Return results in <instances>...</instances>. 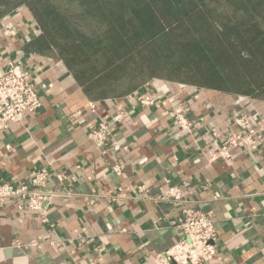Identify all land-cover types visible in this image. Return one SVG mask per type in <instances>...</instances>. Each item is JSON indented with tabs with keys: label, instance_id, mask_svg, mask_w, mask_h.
<instances>
[{
	"label": "crops",
	"instance_id": "0c3cea01",
	"mask_svg": "<svg viewBox=\"0 0 264 264\" xmlns=\"http://www.w3.org/2000/svg\"><path fill=\"white\" fill-rule=\"evenodd\" d=\"M39 33L26 7L0 19V75L22 61L42 101L0 133V179L28 182L50 164L49 188L59 195L47 214L53 226L12 201L0 207V264H158L156 255L179 240L171 226L179 206L153 199L171 186L214 215L217 255L209 264H264V141L212 160L238 133L236 118L249 115L252 127L264 128V99L153 80L124 97L91 100L55 52L26 47ZM145 95L157 105L141 106ZM178 106L192 133L176 130ZM118 113L126 117L112 123ZM101 122L111 124L107 147L89 137ZM37 239L46 243L29 246Z\"/></svg>",
	"mask_w": 264,
	"mask_h": 264
},
{
	"label": "trees",
	"instance_id": "16d2710c",
	"mask_svg": "<svg viewBox=\"0 0 264 264\" xmlns=\"http://www.w3.org/2000/svg\"><path fill=\"white\" fill-rule=\"evenodd\" d=\"M26 7L91 100L155 79L264 99V0H0Z\"/></svg>",
	"mask_w": 264,
	"mask_h": 264
},
{
	"label": "built area",
	"instance_id": "2783aa9c",
	"mask_svg": "<svg viewBox=\"0 0 264 264\" xmlns=\"http://www.w3.org/2000/svg\"><path fill=\"white\" fill-rule=\"evenodd\" d=\"M12 26L6 28V33H13ZM29 70L22 61L9 63L0 75V133L7 132L11 125L22 123L28 113L40 109L42 101L29 79ZM141 106H155L157 102L153 95H145L139 101ZM176 130L182 133H192L193 124L188 119L185 109L181 106L172 109ZM125 114L114 115L112 123L122 122ZM239 129L235 138L216 151L212 160L229 161L232 151L237 148L249 149L264 141V128L252 127V118L243 115L235 119ZM111 124L98 123L90 132L89 137L97 145L108 146L111 135ZM10 149L11 147L8 146ZM114 150H119L117 145ZM121 165H115L114 171L120 172ZM53 174L51 165L34 170L28 182L14 183L0 179V207L8 201L15 203L21 212L33 213L43 223L51 224L48 211L59 194L49 188ZM64 180L63 175L57 176ZM140 193L147 191L144 185L138 187ZM161 200L179 206L177 217L171 221V226L179 235L178 242L168 251L157 254L158 264H209L216 259V242L218 239L213 213H206L191 205L181 187L171 186L160 189ZM63 195V194H62ZM65 196L72 195L69 190ZM53 226V224H51ZM49 243H52L48 241ZM46 241L37 239L29 246L41 247Z\"/></svg>",
	"mask_w": 264,
	"mask_h": 264
},
{
	"label": "rangeland",
	"instance_id": "374dc122",
	"mask_svg": "<svg viewBox=\"0 0 264 264\" xmlns=\"http://www.w3.org/2000/svg\"><path fill=\"white\" fill-rule=\"evenodd\" d=\"M155 80H162V81H163L164 79H155ZM152 81H153V80H152Z\"/></svg>",
	"mask_w": 264,
	"mask_h": 264
}]
</instances>
